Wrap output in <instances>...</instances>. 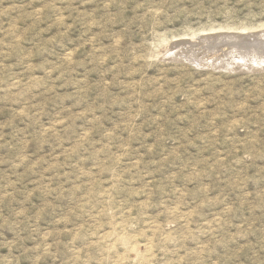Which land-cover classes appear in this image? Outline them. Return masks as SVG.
<instances>
[{"label": "rangeland", "instance_id": "374dc122", "mask_svg": "<svg viewBox=\"0 0 264 264\" xmlns=\"http://www.w3.org/2000/svg\"><path fill=\"white\" fill-rule=\"evenodd\" d=\"M244 28L264 0H0V264H264V65L163 52Z\"/></svg>", "mask_w": 264, "mask_h": 264}, {"label": "bare ground", "instance_id": "6f19581e", "mask_svg": "<svg viewBox=\"0 0 264 264\" xmlns=\"http://www.w3.org/2000/svg\"><path fill=\"white\" fill-rule=\"evenodd\" d=\"M216 33L212 35H207L208 33L206 35L201 33L194 35L193 33L190 38L180 41L185 43L186 46L182 45L187 47V50L179 55L169 50L170 45L163 46V52L167 58H177L187 61L193 66L211 67L213 69L224 68L234 71L235 69L241 70L264 65V32L249 33L244 28L243 32L241 30V32H230L222 35ZM138 258L140 259V257Z\"/></svg>", "mask_w": 264, "mask_h": 264}]
</instances>
